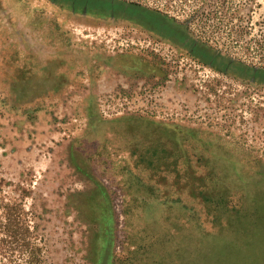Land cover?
<instances>
[{
    "label": "rangeland",
    "instance_id": "374dc122",
    "mask_svg": "<svg viewBox=\"0 0 264 264\" xmlns=\"http://www.w3.org/2000/svg\"><path fill=\"white\" fill-rule=\"evenodd\" d=\"M0 264H264V0H0Z\"/></svg>",
    "mask_w": 264,
    "mask_h": 264
},
{
    "label": "trees",
    "instance_id": "16d2710c",
    "mask_svg": "<svg viewBox=\"0 0 264 264\" xmlns=\"http://www.w3.org/2000/svg\"><path fill=\"white\" fill-rule=\"evenodd\" d=\"M257 232V231H256Z\"/></svg>",
    "mask_w": 264,
    "mask_h": 264
}]
</instances>
